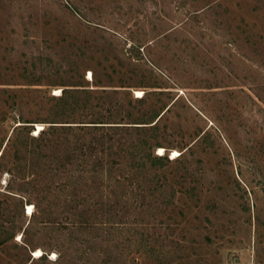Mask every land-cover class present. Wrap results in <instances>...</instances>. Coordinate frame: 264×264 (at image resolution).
<instances>
[{
	"label": "rangeland",
	"instance_id": "rangeland-1",
	"mask_svg": "<svg viewBox=\"0 0 264 264\" xmlns=\"http://www.w3.org/2000/svg\"><path fill=\"white\" fill-rule=\"evenodd\" d=\"M153 110L128 202L31 139ZM0 264H264V0H0Z\"/></svg>",
	"mask_w": 264,
	"mask_h": 264
},
{
	"label": "trees",
	"instance_id": "trees-1",
	"mask_svg": "<svg viewBox=\"0 0 264 264\" xmlns=\"http://www.w3.org/2000/svg\"><path fill=\"white\" fill-rule=\"evenodd\" d=\"M63 93L59 97L60 101L67 99V89L62 90ZM144 99H139V103H144ZM157 117L159 118L158 111H152L150 114L141 116L136 122L123 124V123H112L107 125L106 122H88L84 125H51L47 130L42 129L31 139L39 142L37 148L38 153H45V148L51 142L49 136H57L56 140H59L60 134L74 135V143L72 152L66 157L67 163L70 161L80 160L83 162L82 170L83 176L79 180L86 179L90 175L96 180L99 179L102 186L105 184L106 194H103L106 199L115 198L117 201H125L136 199L138 195L135 191L139 188L138 173H147V175H156L158 170L163 169L171 160L165 155L154 154V148L158 147L157 144L151 143L148 138H146L148 132L151 130H156ZM55 123V122H53ZM68 123V122H63ZM19 127V126H17ZM82 130L86 134H91L93 132L100 133L99 136L89 139L87 142L82 140L79 136V131ZM137 132L139 135L144 137L136 138V140H125L126 135H130L131 132ZM112 132V133H110ZM97 134V133H93ZM123 134V136H122ZM83 136V135H82ZM115 136H119L115 138ZM59 137V138H58ZM68 140V139H67ZM68 143L70 141L68 140ZM127 143V144H126ZM126 145V146H124ZM117 149V150H116ZM115 150V151H114ZM48 151V150H47ZM125 152L124 158L129 160L126 165L129 169L126 173L127 175L122 176L121 168L117 167L119 165L116 161H104L103 159L94 160V156L98 154H107L108 157L114 158L113 155H121ZM80 157V158H79ZM64 163V162H63ZM66 163V162H65ZM119 171V176L117 172ZM85 173V175H84ZM136 174V175H135ZM79 178V177H78ZM128 181V186H125L123 181ZM71 181L70 185L62 184L63 189L73 185V190L76 189L75 185L79 182ZM98 181V180H97ZM99 182V181H98ZM100 185V186H101ZM60 186V185H59ZM61 187V186H60ZM92 189V188H91ZM157 189V188H156ZM161 189V188H158ZM95 193H100V188H93ZM141 190V189H140ZM139 190V191H140ZM163 193V190H156ZM168 196V195H167ZM44 254L41 255L43 257Z\"/></svg>",
	"mask_w": 264,
	"mask_h": 264
},
{
	"label": "bare ground",
	"instance_id": "bare-ground-1",
	"mask_svg": "<svg viewBox=\"0 0 264 264\" xmlns=\"http://www.w3.org/2000/svg\"><path fill=\"white\" fill-rule=\"evenodd\" d=\"M159 150H160V152L162 151L161 149H159ZM174 155H177V152H174ZM27 209H28L27 213L30 214L32 212L31 205H27ZM35 254H37V255L40 254V251H35Z\"/></svg>",
	"mask_w": 264,
	"mask_h": 264
}]
</instances>
